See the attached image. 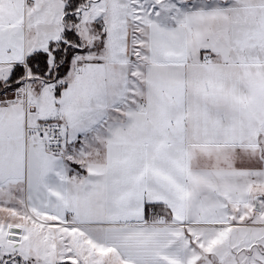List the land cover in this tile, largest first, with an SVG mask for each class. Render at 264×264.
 I'll return each mask as SVG.
<instances>
[{"label":"snow or ice","instance_id":"6c2138e0","mask_svg":"<svg viewBox=\"0 0 264 264\" xmlns=\"http://www.w3.org/2000/svg\"><path fill=\"white\" fill-rule=\"evenodd\" d=\"M0 264H264V0H0Z\"/></svg>","mask_w":264,"mask_h":264}]
</instances>
